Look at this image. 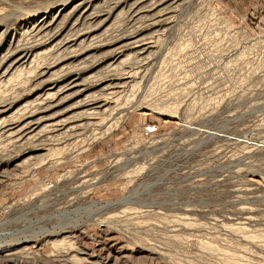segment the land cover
Returning a JSON list of instances; mask_svg holds the SVG:
<instances>
[{"label": "rangeland", "instance_id": "1", "mask_svg": "<svg viewBox=\"0 0 264 264\" xmlns=\"http://www.w3.org/2000/svg\"><path fill=\"white\" fill-rule=\"evenodd\" d=\"M62 1L0 0V127L81 124L37 152L0 137V264H264V0H69L41 30ZM68 33L103 41L61 53ZM136 37L157 48L117 68Z\"/></svg>", "mask_w": 264, "mask_h": 264}, {"label": "bare ground", "instance_id": "2", "mask_svg": "<svg viewBox=\"0 0 264 264\" xmlns=\"http://www.w3.org/2000/svg\"><path fill=\"white\" fill-rule=\"evenodd\" d=\"M68 1L69 0H64V1H62V3L61 4H58V6H53L52 8H50V9H47V10H45V11H43L42 12V15H44V16H46V15H48V13L49 12H54L55 11V13H56V15H54V16H52L51 18H49V19H47L45 22V24L44 25H42V29L41 30H43L48 24H49V20L51 21V20H56V19H58L59 17H60V14H61V12H62V10H63V5L64 4H66V3H68ZM67 7V6H66ZM56 9H57V11H56ZM89 15V14H88ZM153 15H155V14H152V16ZM110 16V15H109ZM109 16L107 15V17L106 18H109ZM149 16V15H148ZM147 15H139V16H135L136 18H135V22L137 23L138 21L141 23V22H144V21H148L149 19H151L152 17H148ZM94 17H96V16H93V15H90V16H85L84 17V21L83 22H85L87 19H93ZM42 18H44V17H42ZM83 18V17H82ZM115 18H116V16H115ZM122 18V17H121ZM132 18V17H131ZM61 19V18H60ZM77 20H79V18L78 17H76L75 18V21H77ZM107 20H104V21H101L100 23L102 24L103 22H106ZM43 22V21H42ZM142 24V23H141ZM100 26V25H99ZM104 26V25H103ZM138 27H139V25H138ZM137 27V28H138ZM112 27L111 26H108V27H105L103 30H101V32L100 33H96L95 34V36H94V38H100V37H107V35H109V32H111L112 31ZM89 30V29H88ZM134 30V29H133ZM133 30H130V32L131 31H133ZM137 30V29H136ZM128 33H129V31H127ZM112 33V35H114L113 34V32H111ZM135 33V32H134ZM86 34V33H85ZM124 34V33H123ZM122 34V35H123ZM155 34V33H154ZM130 35V34H129ZM110 37H112V36H110ZM135 37V36H134ZM148 40L146 41V39H144V37L143 38H139V37H136L134 40H132V41H129V42H126L125 43V45L124 44H122L121 45V41H123V40H114V39H116V38H114L112 41H114V43H113V45H120L119 46V48H121V47H125V46H127V47H130V46H132V47H130V48H132V49H130L129 51H131L132 53H133V55H132V53L131 54H126V56H125V58H123V60H119L118 58L115 60L114 59V61H112L111 63L112 64H116V66H117V68H118V66H123V65H125L126 63H134V64H129L130 66H132V67H134L133 65H137V64H135L136 62H139V63H142V61L140 60L139 61V59H143L144 58V61L146 62L147 60L145 59V58H147V56H149L150 57V54L148 53V52H151V51H153V49H150V48H152V47H154V43H153V45H151L150 43H152V41L153 40H149L150 39V37H146ZM76 38H74V36L71 34V33H68V35H66L65 37H63L58 43H56L55 44V47L57 48V49H60V48H63V52H61V53H65L66 52V54L67 53H69V54H72V53H74V52H76L77 51V48L78 47H80L79 48V50H83L84 48L85 49H87V48H92V47H90V45H94L95 46V44L96 45H99V44H101L102 42L101 41H103V40H96V41H94V42H91L90 44H88L87 45V40H82L80 43H78L77 44V40H75ZM75 41V42H74ZM118 41V42H117ZM148 41H150V42H148ZM107 43L109 42V41H106ZM155 43L156 44H158V42H156L155 41ZM104 44V43H103ZM124 45V46H123ZM75 46H77V47H75ZM154 48H157V47H154ZM117 49V48H116ZM96 50V49H95ZM151 50V51H150ZM61 51H62V49H61ZM121 51H124V50H121ZM157 50H155V52H156ZM125 53V52H124ZM123 53V54H124ZM130 53V52H129ZM149 54V55H147L146 57H145V55L146 54ZM145 54V55H144ZM151 55H153V54H151ZM117 56H120V55H118L117 54ZM140 56H143V58H141ZM123 57V56H122ZM154 57V56H153ZM113 58V57H112ZM133 58V60H131ZM136 58L138 59V60H136ZM152 58V57H151ZM126 60H130L131 62H127ZM76 61H78V60H76ZM80 61H82V60H80ZM148 61H150L149 59H148ZM74 64H76V63H74ZM112 64H110V65H112ZM142 64H144V63H142ZM139 66H140V64H138ZM137 65V66H138ZM114 66V65H113ZM113 66H112V68H113ZM141 67V66H140ZM124 68H126V65H125V67ZM130 68V67H129ZM135 68V67H134ZM133 68V69H134ZM111 69V68H110ZM127 69V68H126ZM132 69V68H131ZM119 70V69H118ZM115 85V84H114ZM113 86V85H112ZM111 85H110V87L111 88H114V87H112ZM108 87V86H107ZM106 87V88H107ZM65 89V88H64ZM64 89H58L59 91H60V93L62 92V91H65ZM110 89V88H109ZM62 90V91H61ZM113 90V89H112ZM62 95V94H61ZM94 95V94H93ZM50 97V96H49ZM42 98V97H41ZM45 98V97H44ZM47 98V97H46ZM52 98V97H51ZM87 98V97H86ZM89 98V97H88ZM43 99V98H42ZM45 101V100H44ZM44 101H40V102H37V103H35V105L37 106H39L40 104H43L44 103ZM80 101V100H79ZM48 102H51V100L50 101H48ZM48 102H46V103H48ZM36 106H32L33 108H35ZM40 107H43V105H41ZM39 107V108H40ZM141 108V107H140ZM142 108H145L144 106L142 107ZM27 110V108L25 109V111ZM35 111H31L30 113L31 114H29V117H28V119H30V120H23V121H21V122H19V123H17V125L15 126H10V127H8V129H4V128H1V130H3V132L0 134V137L2 136L3 137V139H4V141L6 140L7 142H8V145H10V149L12 148V150H14V151H21V149H25V147L27 146H32V149H31V151L32 152H37V151H39L38 150V146L39 145H42V144H45V145H47V144H54L55 145V143H60V142H63V141H65L66 139L68 140V138H71L73 135H74V133L76 132V129L78 128V127H80V125L81 124H73V125H71V122H70V119L71 118H73L74 117V115H72V116H58V118H56V119H52L51 117H53V116H50V117H48L47 115H44L43 114V116H46V117H40L39 119H37V116H33ZM103 112V111H102ZM20 113V112H19ZM81 113H87V110H84V111H82V112H79V113H77V114H81ZM76 114V115H77ZM14 115V114H13ZM20 115V114H19ZM68 115V114H67ZM17 116V115H16ZM81 116H82V114H81ZM15 117V116H14ZM120 117H121V115L120 116H118L117 117V119L115 120V121H113L112 123H110V125H108L107 127H105V128H103V127H101V128H103V130L101 131V132H99V135H101V136H103V135H106L107 133H109L111 130H113V128H115V127H117L119 124H120V122H121V120H120ZM10 118H11V116H10ZM82 120H83V118H82ZM34 121H36L35 123H32V122H34ZM42 121V122H41ZM84 121V120H83ZM82 122V121H81ZM79 123V122H78ZM83 123V122H82ZM85 124V123H84ZM4 126V125H3ZM8 130V131H7ZM78 133V132H77ZM1 137V138H2ZM95 138H97V137H95ZM101 138V137H100ZM66 142V141H65ZM24 147V148H23ZM52 150V149H51ZM8 153V152H7ZM33 156H35V155H33ZM33 156H31V157H33ZM28 159H30L29 158V156H28ZM31 160V159H30ZM28 161V160H27ZM123 202V201H122ZM94 204H101V202H93ZM113 202H109V203H107L108 205L109 204H112ZM96 206V205H95ZM90 207V206H89ZM99 209V208H98ZM102 209V208H101ZM100 210V209H99ZM41 231H43V230H41ZM40 231V232H41ZM43 232H47L46 230H44ZM1 238H3V235L2 234H0V239ZM11 241H14V240H11ZM11 241H9V242H11Z\"/></svg>", "mask_w": 264, "mask_h": 264}, {"label": "built area", "instance_id": "3", "mask_svg": "<svg viewBox=\"0 0 264 264\" xmlns=\"http://www.w3.org/2000/svg\"><path fill=\"white\" fill-rule=\"evenodd\" d=\"M251 50V49H250ZM246 52H247V50H245ZM252 52V51H251ZM234 53H235V51H234ZM241 53V52H240ZM242 53H243V50H242ZM248 53H250V52H248ZM236 60H238V54L237 53H235L234 54V56H233V58H230V59H228L227 61V63H228V68L230 69V72H229V74L227 73V72H225V71H227V67H225L224 68V70H222L221 69V67H220V63L222 62L221 61V58H218L217 59V61H216V64H215V66H214V68L216 67V69L215 70H213L212 71V74H213V83L212 84H208V86H212V85H214L215 87H218V86H229V83H231L232 82V78H233V74H232V71H234V67H235V61ZM232 61V62H231ZM202 64L204 65V62H203V59H202ZM205 66V65H204ZM213 68V69H214ZM261 71H264V68L262 67L261 68ZM203 75H204V73H202V76H201V78H202V81H203ZM187 78V81L189 80V79H191L190 77H186ZM193 79V78H192ZM197 83V82H196ZM193 84V82L192 83H190V84H188L187 83V87L189 88L188 89V93H187V96L189 95V93H190V86ZM198 84V83H197ZM203 87V86H202ZM202 93V92H201ZM235 96H236V94H235ZM224 97H226V94H224ZM215 98H217V97H215ZM223 99V96H220L219 97V100H222ZM233 99H234V97H233ZM232 98H230V97H228L227 98V100H233Z\"/></svg>", "mask_w": 264, "mask_h": 264}]
</instances>
